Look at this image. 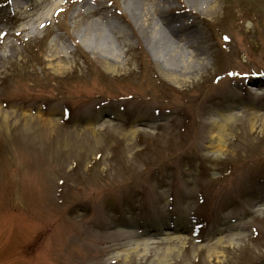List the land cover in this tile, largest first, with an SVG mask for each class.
<instances>
[{"label":"rangeland","instance_id":"obj_1","mask_svg":"<svg viewBox=\"0 0 264 264\" xmlns=\"http://www.w3.org/2000/svg\"><path fill=\"white\" fill-rule=\"evenodd\" d=\"M13 2L0 107L43 118L0 140V264H264V0H25L24 22ZM155 21L187 35L170 69Z\"/></svg>","mask_w":264,"mask_h":264},{"label":"bare ground","instance_id":"obj_2","mask_svg":"<svg viewBox=\"0 0 264 264\" xmlns=\"http://www.w3.org/2000/svg\"><path fill=\"white\" fill-rule=\"evenodd\" d=\"M137 0H126V4L128 7H130L131 5H136ZM13 5H15L16 7H18V9H20V13L17 16L18 17V22H24L28 20L29 16H25L24 13H26V11L32 9V7L34 5H27L25 0H14ZM137 6V5H136ZM213 8H211L210 10H212ZM142 16V25H147L149 26V24H146V13L144 12V14H141ZM152 30L154 31L152 33L153 37L156 38H160L161 40L166 43L167 48L170 49V51H164L162 48L156 49V53H155V58L156 60L160 63L162 62V64L165 65L166 69L169 68L171 66H173V61H175V59L177 58V56L181 55V52L178 51V47H176L174 43V41H172V36H176L178 40L183 41L187 39V35L185 33H183L181 31V33H172V31H169L167 29V27L164 24H161L158 21L153 22V26H152ZM101 32L103 35V39L105 41V45L109 46V43H112V38L110 35H108L107 33V28L106 26H101ZM172 34V36L170 35ZM9 35V32L7 31H2L0 29V48H2L5 43L4 40L7 36ZM190 35V34H189ZM104 45V44H103ZM104 45V46H105ZM182 54H187V53H182ZM111 59H113V57H111V55H107V58H105V64L107 65V69L112 70L113 67L111 63H109L108 61H110ZM3 61V55L0 52V65ZM186 63V62H185ZM60 67V66H59ZM185 70H189L188 67H184ZM166 75H168V71H165ZM255 83V82H254ZM260 83H256V85H259ZM27 110L29 111H33V112H39V116L40 118H43V116L41 115V111L40 109H35L32 108L30 109L29 107L25 106L24 104H19L17 106L16 111H12V109H9V107L6 106H1L0 107V140L4 139L5 136H7V134L10 133L11 130H23V129H28L31 128L32 126L35 125V120H31L29 116L27 115ZM38 110V111H37ZM43 120V119H42ZM45 122V121H43ZM41 123V121L39 122ZM217 127L219 130L223 131V132H231L234 130V128L236 127L234 124H229V122L227 121H222L221 123L218 122L216 123ZM261 127V125H260ZM254 126H252V130ZM262 129L264 130V121L262 123ZM57 127L51 122L49 126H45V128H40V130L36 129V130H30V135L33 133L36 136L38 135V139L40 140V143L44 146V144L51 143V140L56 137L58 134L57 132ZM35 142H38L35 140ZM79 142H76L74 144L78 145ZM70 146H68L67 148H69ZM213 150H215L216 152H218V154H224L227 153L229 148L232 147V143L229 141H226L222 136H220L219 138L217 137H211V146H210ZM70 150H74V148H70ZM66 152V151H65ZM247 198L249 197L252 201H250L251 203L253 201H255L257 198H259L258 195H256V193L254 191H248L247 192ZM264 194H262L261 197H263ZM248 201V206L249 203ZM262 206H264V198H262ZM262 212V211H261ZM263 212H264V208H263ZM241 229H246L248 228V225H246V223L241 220L240 224H239ZM232 228L230 227H226L224 229H222L221 234H223L224 236L219 238L215 243H213L212 245H210V249L213 252V257L215 258H219V256H222L223 254H225V252H227L230 248V245H228V242H231L229 240H231L232 236ZM179 238V237H176ZM214 238V237H211ZM242 236L241 235H237L234 237L235 240L239 241L242 240ZM232 239V240H234ZM235 242V241H233ZM231 242V243H233ZM209 249V250H210Z\"/></svg>","mask_w":264,"mask_h":264}]
</instances>
